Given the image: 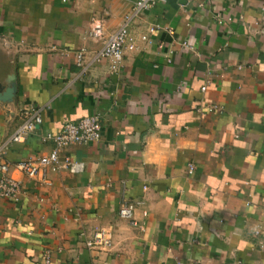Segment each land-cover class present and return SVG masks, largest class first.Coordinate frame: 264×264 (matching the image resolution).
I'll return each mask as SVG.
<instances>
[{"label":"crops","instance_id":"obj_1","mask_svg":"<svg viewBox=\"0 0 264 264\" xmlns=\"http://www.w3.org/2000/svg\"><path fill=\"white\" fill-rule=\"evenodd\" d=\"M137 1L0 0V165L20 183L0 198V264H264V0ZM130 16L113 71L97 56ZM25 110L42 122L13 143ZM89 115L101 140L63 151L83 171L16 168ZM99 229L108 253L86 246Z\"/></svg>","mask_w":264,"mask_h":264},{"label":"built area","instance_id":"obj_2","mask_svg":"<svg viewBox=\"0 0 264 264\" xmlns=\"http://www.w3.org/2000/svg\"><path fill=\"white\" fill-rule=\"evenodd\" d=\"M161 0H138L134 5V15L151 9ZM132 17L127 18V22L105 43L103 49L99 52L97 58H105L112 62L111 69L115 71L123 62L126 51H134L136 45L130 39L128 22ZM159 26L150 29V33L157 32ZM165 29V28H164ZM146 40V36L143 37ZM85 52L82 50L77 54V62L82 66ZM209 86L205 84L201 87V92H206ZM208 112H217L221 108L218 106H209ZM23 122L12 136L13 143H24L37 127L41 124L42 118L38 112L25 110L22 114ZM102 138V121L99 115H89L77 121H71L64 125L61 131L56 134H48L47 140L54 144V150L44 157L30 161H24L17 164L16 168L28 179L41 183H48V174L50 170L59 171L62 168L73 173L83 171L82 163H78L69 156H64V149L71 146L86 145L97 143ZM11 165L3 163L0 165V198L13 200L17 198L20 192V183L9 176ZM195 170L194 165H190L189 173ZM134 204L129 202L122 203L119 209V216L131 221L136 226L134 220ZM259 235L260 231H256ZM86 246L89 249L100 252H108L113 244L112 235L107 229L94 231L90 238L86 240Z\"/></svg>","mask_w":264,"mask_h":264},{"label":"rangeland","instance_id":"obj_3","mask_svg":"<svg viewBox=\"0 0 264 264\" xmlns=\"http://www.w3.org/2000/svg\"><path fill=\"white\" fill-rule=\"evenodd\" d=\"M102 121V120H101ZM102 129H103V126H102ZM65 150V149H64ZM70 157V156H69ZM73 159V158H72ZM74 160V159H73ZM49 175V174H48ZM49 180V179H48ZM100 230V229H99ZM97 231V230H96ZM113 239V238H112ZM112 248V247H111ZM110 248V250H111ZM110 250L108 252H110ZM108 252H105V253H108Z\"/></svg>","mask_w":264,"mask_h":264},{"label":"water","instance_id":"obj_4","mask_svg":"<svg viewBox=\"0 0 264 264\" xmlns=\"http://www.w3.org/2000/svg\"><path fill=\"white\" fill-rule=\"evenodd\" d=\"M9 93H10V94H12V91H11V90H9Z\"/></svg>","mask_w":264,"mask_h":264}]
</instances>
